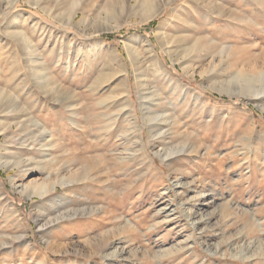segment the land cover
<instances>
[{
  "label": "rangeland",
  "instance_id": "rangeland-1",
  "mask_svg": "<svg viewBox=\"0 0 264 264\" xmlns=\"http://www.w3.org/2000/svg\"><path fill=\"white\" fill-rule=\"evenodd\" d=\"M123 1L16 0L12 14L42 23L17 25L19 37L0 20V121H12L18 104L23 122L0 131V154L34 169L24 182L78 178L27 196L11 184L19 168L0 160V264H264V93L213 84L242 70L256 75L245 84L264 87V0H209L217 27L192 14L195 26L182 28L172 55L158 29L182 0L147 24L121 16ZM135 35L151 40L169 73L159 77L141 45L143 101L161 118L156 137L124 49ZM195 37L201 47L186 55ZM123 65L128 93L117 77Z\"/></svg>",
  "mask_w": 264,
  "mask_h": 264
},
{
  "label": "bare ground",
  "instance_id": "bare-ground-1",
  "mask_svg": "<svg viewBox=\"0 0 264 264\" xmlns=\"http://www.w3.org/2000/svg\"><path fill=\"white\" fill-rule=\"evenodd\" d=\"M36 1H38V0H36ZM173 1L174 0H128V1H123V4L120 7V13L119 14L125 18H129L132 15H140L141 16L140 22L142 24H147L148 22L156 19L161 14V12L163 10H165L166 7L170 3H172ZM15 2H16V0H9L5 4V6L0 5V20L4 21V23H3L5 25L4 28L7 31H10V33H12L13 35H16L19 37V36H24L23 35L24 33H23L22 29L17 27V25L27 23V24L31 25L32 29H35L36 27L40 26L42 23L39 20H37L36 18H34L28 14L27 15H24L22 13L12 14L11 11H12V8H13ZM75 5L76 4L73 3L68 10V14L72 18L77 14V11L75 10ZM211 5L212 4L209 0H182L178 5L172 7V9L170 11L171 20H166V22L164 20V22L166 23V27L163 28L160 26L158 29V40H159V44L161 45L163 51L169 52L171 55L173 53H176V52H174V49H176L175 43L183 42L186 39L185 36L183 35L184 30H182V28L184 29L186 26L193 28V25L195 24L196 20H195V18H193L192 14H194L195 16H198V18L200 20H202L203 25H206V26L209 25L210 28H216L217 23L219 21L218 20L219 14H217V12H215V11L210 10L209 6H211ZM48 14L50 16H53V14H51L50 12H48ZM87 18L88 17L85 14H83V17L80 20V23L88 22V20L90 18L89 19H87ZM200 20H199V22H200ZM8 21H12L13 24L9 25ZM175 22H178L179 24H175ZM64 25L68 26L69 24L64 23ZM168 28H170L171 30H168ZM6 30H4V31H6ZM82 33L85 36L89 37V36H91V34H98L99 31H94L91 34L86 33V32H82ZM123 44H124V49H125V52L127 55L129 66L131 68L132 76L134 77L136 85H137L138 90H139V98L141 99L144 124H146V123L149 124V131L148 132L150 133L151 137L152 136L156 137L155 136L156 132L159 131L156 129L157 124H158V123H156V121L158 119H161V118H158L156 115L155 116L158 119H156L155 117L154 118L151 117V115L152 114L154 115V113L150 112L148 110L147 106L145 107L146 100L143 101L146 96H144V94L142 93V91L144 89L143 88L144 79L142 78V74H143V71L146 69L145 66H147V68H148V65H147V62L145 61V57L143 55V52L140 49L141 45L149 53V55L153 59L155 71H157L159 77L164 78V79H168L169 73L167 72V70H165L162 63L160 62V59H159L160 57H158L157 52L155 51V48H154L155 45H153L151 43V40L147 36L135 35L134 39L123 40ZM199 47H201L200 40L198 37H195V39H193V41L191 42V46L189 48H187V50H186L187 52L185 54L189 55V53H193L194 51L197 52ZM27 60L30 61L29 66L30 67L32 66L31 68L35 71L34 65H36V64H34L35 63V57L33 55V51H30V53L28 54ZM176 60H178V59H176ZM12 62H14V61H12ZM181 65L183 66V69H185V71L188 72L187 71L188 67H186L184 62H181ZM128 72L129 71L124 66V67H122L121 71L119 72V74L117 76L118 81L123 86V92H125V93H128L127 92ZM205 72H206V68L202 69L200 73L203 74ZM109 74L110 73H105V74L103 73V76H108ZM233 74H235V75H234V77H232L230 79V82L229 81L226 82L224 80H219V79H214L213 84L220 86L219 88H223V90H225V89H230V90L236 89L239 91H248V92L251 91L254 93L253 96H255V97H260L264 93V92H262L264 89V87L262 85L263 83L256 88L244 83V82H248L251 79L255 78L256 77L255 74L250 73V72H246V71H242V70H239L236 73L233 72ZM258 75H260V78L264 81V71L260 72ZM240 78L243 81L242 83L239 80ZM46 81H48V80H46ZM233 81L236 82V87L231 85V83ZM173 82H174V84H176V86L179 89L182 90L185 97L187 96V94H189V96L191 98H193V100H197V101L200 100L199 96L194 95V94L192 95L190 89H188L187 87H184V85L181 84L178 80H173ZM46 88H49V87H46ZM49 91L51 92L53 90H49ZM45 92H46V90H45ZM2 94H3V92L0 91V96ZM5 98H8V97H5ZM7 103H9V102H7ZM124 104L127 106L129 113H130L131 112V110H130L131 105H130L129 99L127 97L125 98ZM12 105H11V107H12ZM20 112H21V108L18 107V104L13 105V108L7 112V113L12 114V118H11L12 121H10L8 124H4L2 121H0V131L4 132L7 128H11L12 125H14L20 129L23 125L22 120H20L19 117L17 116V114H19ZM223 117L226 118V115H224ZM136 122L133 121V124H134V128L138 132L140 128ZM38 124H39V122L37 121L36 125L38 126ZM156 153L161 154L162 148H158ZM8 159H9L8 157L0 154L1 164L4 165V167H6V169L13 168L14 166H17L19 168L18 175L11 177V184L20 193L26 194L27 196L39 195L41 197H45V196H48L52 190L55 189L56 184H60L61 186H70V185H73V184L78 182V178L74 177L75 174L71 177H68V178L61 176V177H58L56 180H50L52 178H50V174H47L46 177L41 181H38L36 179L35 180L30 179L32 181L28 180L29 182H24V180L28 176V174L30 172H32L34 169L30 168V167L24 168V167L19 166V163L16 159L15 160L12 159V161H10ZM185 185L186 184H184V186ZM177 187H178V185H177ZM5 203H7V202H5ZM26 240L27 239H25V241ZM115 254L113 252L109 255H106V257H111V256H114ZM118 255L120 256L119 253H118Z\"/></svg>",
  "mask_w": 264,
  "mask_h": 264
}]
</instances>
